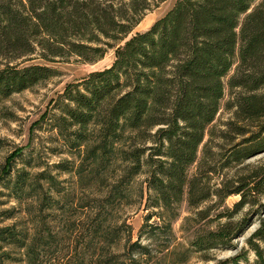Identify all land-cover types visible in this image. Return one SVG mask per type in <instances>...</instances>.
I'll use <instances>...</instances> for the list:
<instances>
[{
	"label": "trees",
	"instance_id": "obj_1",
	"mask_svg": "<svg viewBox=\"0 0 264 264\" xmlns=\"http://www.w3.org/2000/svg\"><path fill=\"white\" fill-rule=\"evenodd\" d=\"M150 1L0 0V55L5 58L0 65V102L58 71L48 63L13 62L15 58L38 52L47 59L76 54L95 61L114 47L109 64L66 83L54 126L69 149L80 155L74 169L80 177L88 162L91 184L97 166L106 169L117 162V179L103 196L107 202L124 197L132 178L147 167L138 195L161 220L151 224V213L146 215L148 238L155 228L171 227L185 188L192 204L207 197L201 171L189 175L188 169L220 109L223 76L234 63L228 77L233 95L226 101L227 107H235L234 119L226 122L232 139L241 137L226 148L224 158L239 161L264 150V0H174L146 29L133 30ZM10 167L4 185L18 199L44 192L40 179L48 189L61 190L51 173L32 176L22 168L9 177ZM250 177L240 188L244 197L264 190V167L255 168ZM44 196L52 206L55 197ZM93 213L83 249L65 256L63 264H140L150 243L130 242L119 261L111 245L132 228L125 221L106 223L98 210ZM232 231L225 222L198 234L193 249L225 244ZM56 235L50 226H39L33 235L0 226V264H10L6 244L22 247L27 264H42ZM254 237L264 239V220L249 237L257 256L247 263L264 264ZM239 259L232 257L234 264H241Z\"/></svg>",
	"mask_w": 264,
	"mask_h": 264
},
{
	"label": "rangeland",
	"instance_id": "obj_2",
	"mask_svg": "<svg viewBox=\"0 0 264 264\" xmlns=\"http://www.w3.org/2000/svg\"><path fill=\"white\" fill-rule=\"evenodd\" d=\"M173 1L151 0L150 8L133 30L146 29ZM105 52L102 58L95 61H84L76 54L47 59L38 52L13 60L48 63L58 71L31 87L12 92L0 102V226L8 224L29 235L35 234L41 225L56 230L55 242L45 249L42 264H63L65 256L83 249L87 239L86 225L94 210L106 218V223L108 220L110 223L125 221L132 228L131 232L124 231L117 242L111 245V249L120 254L119 261L124 259L129 243L136 240L150 243V251L141 256L140 264H234L232 257L236 255H239L241 264L252 262L257 252L249 237L264 220V190L253 191L251 195H245V199L240 188L250 180L255 168L264 167V150L239 161H227L224 158L226 148L241 137L237 135L236 139H232L226 122L234 119L235 107H227L226 101L233 95L228 86V77L233 73L236 63L223 76L224 95L220 100V109L207 126L197 157L188 169L189 175L201 171L207 197L192 204L185 188L176 206L177 215L171 220V227L155 228L154 235L148 238L146 228L149 226H143V222L153 207H144L145 198L141 199L137 191L138 185L144 183L147 167L143 166V170L132 178V184L124 197L107 202L103 196L117 179V162L106 166V169L97 166L96 171L92 172L97 179L91 184L88 162H84L85 175L80 177L74 170L80 155L69 149L54 126L55 116L61 113L59 94L66 83L83 77L91 69L109 64L114 57V47H108ZM4 60L3 55H0V65ZM236 89H232L233 92ZM65 165L70 166V169H65ZM9 167V177L22 168L32 176L39 172L51 173L61 190L48 189L45 181L40 179L44 192L40 190L38 196L18 199L11 188L4 185L6 179L3 176L8 173ZM44 193L55 197L51 201L52 206L48 207L47 197L41 198ZM150 215L148 223H161L156 213ZM225 222L233 230L228 242L210 248L193 249L192 241L196 235L218 228ZM254 239L258 250L264 255V239ZM3 249H10L11 257L6 259V263L27 264L22 247L6 244ZM90 251L91 248L85 255ZM132 254L135 257L139 255Z\"/></svg>",
	"mask_w": 264,
	"mask_h": 264
}]
</instances>
